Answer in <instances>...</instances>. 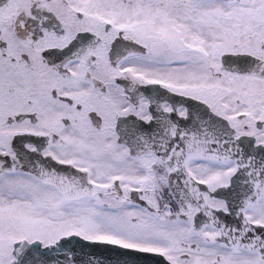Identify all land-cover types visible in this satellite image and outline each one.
Wrapping results in <instances>:
<instances>
[{"label": "snow or ice", "instance_id": "snow-or-ice-1", "mask_svg": "<svg viewBox=\"0 0 264 264\" xmlns=\"http://www.w3.org/2000/svg\"><path fill=\"white\" fill-rule=\"evenodd\" d=\"M0 264H264V0H0Z\"/></svg>", "mask_w": 264, "mask_h": 264}]
</instances>
